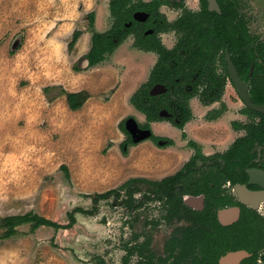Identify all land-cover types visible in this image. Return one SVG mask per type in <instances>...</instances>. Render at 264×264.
Segmentation results:
<instances>
[{
    "label": "rangeland",
    "instance_id": "1",
    "mask_svg": "<svg viewBox=\"0 0 264 264\" xmlns=\"http://www.w3.org/2000/svg\"><path fill=\"white\" fill-rule=\"evenodd\" d=\"M239 3L251 33L264 42V0ZM185 5L193 11L200 8L199 0H186ZM87 7V0H0V218L35 213L68 224L73 209L91 210L93 194L118 189L133 178L161 180L175 174L191 154L188 139L203 135L206 152L211 142L225 150L240 137L231 132V123L247 122L241 114L245 106L229 86L223 96L227 111L218 120L206 119L220 103L205 106L195 97L187 139L161 124L155 132L170 134L172 146L146 140L128 146L123 154L127 135L120 124L127 118L145 124L130 107V98L147 82L154 65L135 51L130 36L107 61L89 68V51L79 48L80 39L74 50L68 49L73 32L88 30L89 21L87 15L77 22L67 16ZM161 12L169 21L182 13L167 6ZM160 38L169 49L177 42L174 32L161 33ZM48 87L54 89L46 93ZM62 89L86 91L90 97L74 112ZM212 134L218 136L210 140ZM263 155L259 148L258 156ZM138 187L132 209L112 197L99 203L94 216L77 213L72 229L41 227L31 233L29 225L20 227L14 237L0 240V264H98L99 259L105 264H147L135 253L127 258L126 249L143 242L142 234L150 230L145 222L160 220L163 213L159 203L142 200L146 189ZM172 229L162 220L156 227L157 254H163Z\"/></svg>",
    "mask_w": 264,
    "mask_h": 264
},
{
    "label": "trees",
    "instance_id": "2",
    "mask_svg": "<svg viewBox=\"0 0 264 264\" xmlns=\"http://www.w3.org/2000/svg\"><path fill=\"white\" fill-rule=\"evenodd\" d=\"M218 3L221 13L210 12L205 0H201L200 11H192L183 1L176 0H110L112 25L108 31L101 33L95 29V12L87 15L88 31L92 34L91 48L85 55L88 67L93 68L107 61L130 36L134 37L135 48L158 56L149 79L130 98L131 105L145 115L147 123L144 127H150V123L156 121H170L176 128L184 130L185 125L194 118L190 101L195 97L205 106L221 103V109L208 113V120H214L226 112L227 105L223 102V96L229 78L227 51L240 76L250 83L253 102L264 104V44L258 36L249 32L239 11L238 0H218ZM163 6L180 9L182 13L175 21H169L161 12ZM137 12L148 14V19L145 22L136 21L134 15ZM150 30L152 33H147ZM171 32L177 36V42L169 49L163 44L160 34ZM82 34V30L73 32L68 44L70 51L74 50ZM253 65L255 68L250 77ZM74 70L80 71L81 68L75 66ZM156 85H163L167 91L152 96L151 90ZM51 89L54 88L48 87L45 92L48 93ZM60 94L66 96L69 109L74 112L81 110L90 97L86 91L68 93L62 89ZM164 110H176L179 122L162 117L160 113ZM242 113L251 121L248 124L233 122V127L236 130H247L246 140L251 150L256 143L264 144V114L248 108H244ZM257 118H260L259 122H256ZM120 128L127 135V140L121 145L123 154H127L128 146L137 144L132 141L126 130L125 121L120 124ZM183 137L186 138L185 132ZM190 145L194 147L195 143L190 142ZM196 158L193 157L185 167L188 172L193 171ZM183 176L184 171L157 182L133 178L118 189L93 194L91 210L73 209L67 214L68 224H60L35 213L0 218V240L14 237L19 228L26 225L30 226L31 233L41 227L53 228L55 231L72 229L77 223V213L94 216L98 212L99 203L112 197L118 204L132 209L135 203L134 195L140 192L139 184L156 187L158 190L155 193L162 191V196L170 201L174 198ZM136 238L139 239L140 236L136 235ZM190 240L188 236L186 242L189 243ZM150 244V238L147 236L145 241L127 247V258L137 253L147 264H152ZM178 246L180 244L177 243L168 248V260L173 259V262L160 259V264H218L217 260L208 263L197 260L185 262L183 257L187 255L186 248L183 247L182 251L175 253ZM98 264H105V261L99 259Z\"/></svg>",
    "mask_w": 264,
    "mask_h": 264
},
{
    "label": "flooded vegetation",
    "instance_id": "3",
    "mask_svg": "<svg viewBox=\"0 0 264 264\" xmlns=\"http://www.w3.org/2000/svg\"><path fill=\"white\" fill-rule=\"evenodd\" d=\"M176 1H183L186 3V0ZM199 2L200 8L198 11H200L202 8L201 0H199ZM239 11L244 17L248 30L251 33L248 19L241 12L240 3ZM260 41L264 44L261 39ZM254 68L255 67L253 65L251 68L250 77H252ZM243 81L249 86V95L252 100L250 93L251 85L249 82L245 80ZM229 86H233L235 88L233 82L231 81L230 75L226 88ZM241 101L243 102L242 99ZM243 104L245 106L244 108H247L244 102ZM167 112L168 115L163 116L164 118L173 119L174 121L179 122V114L176 110ZM225 113L226 112H224L221 116H223ZM241 114L247 120V122L242 124H248L251 121L250 118L242 113V111ZM221 116L214 120H206L207 122L216 121L221 118ZM135 121L140 129L151 131V136L148 140H151L154 145L167 147L172 146L170 145L172 144L171 137L160 136L154 133L151 126L153 122L150 123V127H144L147 123L146 120L145 124L143 125L140 124V122H138L136 119ZM259 121L260 118H257L256 122ZM166 122L169 123L170 121ZM170 124L174 126L171 122ZM185 127L184 130H180L176 127L175 128L180 131L181 138H184L183 134L185 132L187 139L188 134L185 131ZM230 128L232 133H240V137L232 140L225 150L224 148H221L223 150L215 148L216 142H211V151L206 152L205 148L203 147V143L205 140H207V137H204L203 135H201V137L198 139L192 137L191 139L187 140L186 147L189 148L191 154L189 157H187V159H185V162L182 164L180 169L175 174L171 175L174 176L177 173L184 171V176L182 177L181 182L178 184L175 196L172 200L169 201L167 197H163L162 191L155 193L158 190L156 187L150 186L148 184H141L146 189L142 200L144 202L149 200L159 203L163 213V216L160 218V220H151L150 222H145L144 225L146 227L149 226L150 230L148 233L142 234L141 236H144V241L147 236L150 238V251L153 260L152 264H160V259L168 260L170 255L168 248L172 245H177V243L180 244V246L176 247L177 251L175 253L182 251L183 247L186 248L187 255L183 257L185 262L197 260L199 262L205 261L208 263L209 261L217 260L218 264H220L221 258L226 256L228 253L245 251L247 252L248 256L239 264H264V185L258 183L256 179L249 174V171L254 169H260L264 171V155L263 157L258 156V149H264V144L261 145L256 143L253 149L250 150L249 142L246 140L248 136L247 130L244 128L240 130L234 129L233 122L231 123ZM214 135L212 134L209 139L211 140L214 138ZM130 137L132 139L131 134ZM190 142H194L195 146H191ZM195 156L197 158L193 166V171L188 172L185 167ZM143 179L152 182L163 180H151L147 178ZM238 188L247 189L250 193L254 194V197L248 198V201L244 202L237 191ZM137 193L138 192L135 193L134 198ZM145 194L148 198L145 197ZM234 209H238L239 216H234L232 214L231 211ZM223 212L229 213L222 215L221 217L220 214ZM161 220L166 221L173 229L172 233L164 243L163 254L159 255L153 248V234L156 227L159 226ZM188 236L191 239L189 243L186 242ZM137 243L138 242H136V244ZM168 262H173V259L168 260Z\"/></svg>",
    "mask_w": 264,
    "mask_h": 264
},
{
    "label": "water",
    "instance_id": "4",
    "mask_svg": "<svg viewBox=\"0 0 264 264\" xmlns=\"http://www.w3.org/2000/svg\"><path fill=\"white\" fill-rule=\"evenodd\" d=\"M208 2V9L210 12H218L221 13L219 4L217 0H205ZM148 14L144 12H137L134 15V19L139 22H145L148 19ZM147 33H152V30L148 31ZM226 61L228 65V72L231 78V81L233 82L236 90L238 91L241 99L245 103L246 107L260 112L264 113V105H256L252 102L250 95H249V86L246 82L242 80V78L239 75V72L233 63L230 54L227 52L226 55ZM167 89L163 85H156L152 90H151V95L156 96L160 95L162 93H165ZM162 117L165 115H168L167 111H162L160 114ZM126 128L129 131V133L132 136V140L135 144H139L145 140H148L151 136V131L149 130H142L138 127L136 121L134 118H129L125 121ZM249 174L256 179V181L262 185H264V171L260 169H254L250 170ZM241 199L244 202L248 201V198H253L254 194L250 193L247 189L245 188H238L237 189ZM234 216H239V211L238 209H234L231 211ZM229 212H223L221 213L222 215H226ZM236 218V217H235ZM248 256L247 252L245 251H238V252H233V253H228L226 256L222 257L220 260V264H239L243 259H245Z\"/></svg>",
    "mask_w": 264,
    "mask_h": 264
},
{
    "label": "crops",
    "instance_id": "5",
    "mask_svg": "<svg viewBox=\"0 0 264 264\" xmlns=\"http://www.w3.org/2000/svg\"><path fill=\"white\" fill-rule=\"evenodd\" d=\"M109 2L110 0H87V8H83V14L79 13V10L77 12H75L73 15L71 16H67L68 19H70L73 22H77L78 21V17H80V15H88L90 12H95V29L98 32L104 33L106 31H108L110 28L108 26V20L110 18V11H109ZM86 5V3H84L82 6L84 7ZM81 3L79 5V7H82ZM103 19V20H102ZM91 40H92V34L91 32H89L88 30H85L80 38V42L78 44L79 48L82 47V49H87L88 51L91 48ZM87 43V45H86ZM117 51V50H116ZM115 51V52H116ZM136 52H138L140 55L143 54L142 57H146V59H148L151 63H153L152 65H155V63L157 62V58L155 56L154 53H146L140 50L135 49ZM145 55V56H144ZM150 58V59H149ZM154 67V66H153ZM134 111H137L133 106H130ZM140 113V112H139ZM141 116L144 118V121L146 120L145 115H143L142 113H140ZM161 124H165V126H167V128L169 130L172 131H177L176 128H174L170 123L168 122H162V121H156L153 122L151 124L152 129L155 132L156 130V126L157 125H161ZM185 131L186 133H188V128L187 125L185 127ZM167 136H169L170 134H166ZM171 137V135H170Z\"/></svg>",
    "mask_w": 264,
    "mask_h": 264
}]
</instances>
